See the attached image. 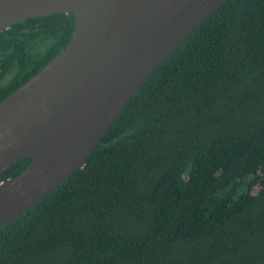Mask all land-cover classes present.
<instances>
[{
  "label": "trees",
  "instance_id": "1",
  "mask_svg": "<svg viewBox=\"0 0 264 264\" xmlns=\"http://www.w3.org/2000/svg\"><path fill=\"white\" fill-rule=\"evenodd\" d=\"M75 26L59 13L0 31V102ZM0 264H264V0L203 21L85 165L0 229Z\"/></svg>",
  "mask_w": 264,
  "mask_h": 264
},
{
  "label": "water",
  "instance_id": "2",
  "mask_svg": "<svg viewBox=\"0 0 264 264\" xmlns=\"http://www.w3.org/2000/svg\"><path fill=\"white\" fill-rule=\"evenodd\" d=\"M230 0H0V31L72 13L69 44L0 102V229L80 170L139 88Z\"/></svg>",
  "mask_w": 264,
  "mask_h": 264
}]
</instances>
